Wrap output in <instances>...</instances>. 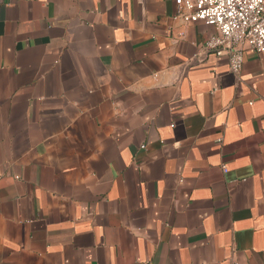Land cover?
<instances>
[{
  "label": "crops",
  "instance_id": "0c3cea01",
  "mask_svg": "<svg viewBox=\"0 0 264 264\" xmlns=\"http://www.w3.org/2000/svg\"><path fill=\"white\" fill-rule=\"evenodd\" d=\"M175 0H0V264H264V53L239 75Z\"/></svg>",
  "mask_w": 264,
  "mask_h": 264
},
{
  "label": "built area",
  "instance_id": "2783aa9c",
  "mask_svg": "<svg viewBox=\"0 0 264 264\" xmlns=\"http://www.w3.org/2000/svg\"><path fill=\"white\" fill-rule=\"evenodd\" d=\"M177 17L203 21L215 29L205 48L228 58L229 71L239 75L243 52L264 53V0H175Z\"/></svg>",
  "mask_w": 264,
  "mask_h": 264
}]
</instances>
